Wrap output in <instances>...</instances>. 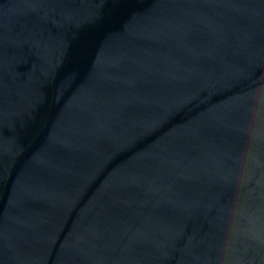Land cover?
<instances>
[{
    "label": "water",
    "instance_id": "water-1",
    "mask_svg": "<svg viewBox=\"0 0 264 264\" xmlns=\"http://www.w3.org/2000/svg\"><path fill=\"white\" fill-rule=\"evenodd\" d=\"M0 264H264V0H0Z\"/></svg>",
    "mask_w": 264,
    "mask_h": 264
}]
</instances>
